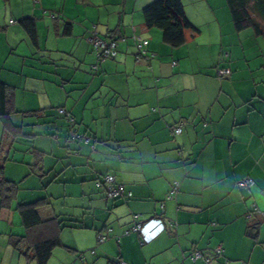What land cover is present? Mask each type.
Returning <instances> with one entry per match:
<instances>
[{
    "label": "crops",
    "instance_id": "0c3cea01",
    "mask_svg": "<svg viewBox=\"0 0 264 264\" xmlns=\"http://www.w3.org/2000/svg\"><path fill=\"white\" fill-rule=\"evenodd\" d=\"M152 1L0 0V264H37L22 204L60 238L46 264H264V18L237 29L226 0H182L197 30L174 47L145 24ZM135 216L165 229L141 243Z\"/></svg>",
    "mask_w": 264,
    "mask_h": 264
},
{
    "label": "trees",
    "instance_id": "16d2710c",
    "mask_svg": "<svg viewBox=\"0 0 264 264\" xmlns=\"http://www.w3.org/2000/svg\"><path fill=\"white\" fill-rule=\"evenodd\" d=\"M226 1L237 29L253 26L257 31H260L252 15L264 18V0H253L254 4L250 6L251 8L249 7L250 0ZM142 13L145 24L149 27L160 28L164 42L174 47L184 43L186 30H197L186 17L182 0H154L143 8ZM21 22L25 26L31 40L35 41L36 30L33 18L25 17ZM2 91L3 84H0V94H2ZM3 108V106H0V112L3 111ZM2 182L6 183L7 181L3 179ZM19 211L23 224L28 228L27 235L23 237L30 244L31 256L36 260L37 264H46L52 249L61 244L60 238L56 233L42 236L36 234L35 228L43 225V223L45 224V221L40 218L33 204H22L19 207ZM19 251L24 253L21 249Z\"/></svg>",
    "mask_w": 264,
    "mask_h": 264
},
{
    "label": "built area",
    "instance_id": "2783aa9c",
    "mask_svg": "<svg viewBox=\"0 0 264 264\" xmlns=\"http://www.w3.org/2000/svg\"><path fill=\"white\" fill-rule=\"evenodd\" d=\"M89 42L94 47V50L96 51V54L100 58H106V57H116L117 56V49H116V41L115 40H104L102 38H99L94 33L91 34V36L88 38ZM138 47L140 55L143 54L142 47L146 45V41L138 39ZM140 55L136 57V60H139ZM225 72L224 69L220 71V73ZM59 113L65 114V111L63 109L59 110ZM173 132L175 134H179L182 130L181 125H175L172 127ZM237 184L241 187H249L252 184L251 179L245 178L241 179L237 182ZM97 186L104 187L105 194L108 198L116 199L119 197H123L124 195L129 196L130 193H127L125 190V187L122 183L117 182L115 180V177L112 175H105L102 177L101 180L97 181ZM178 183H173L172 188L167 196V198H171L172 195L177 190ZM135 220L132 223L131 228H129L126 232H136L140 236L141 243H147L156 238L161 232L164 231L165 225L160 218H151L147 221H141L137 220V216H135ZM107 238V235L105 233L99 232L97 235V241L98 243H101L105 241ZM222 249L219 247L216 250H214V253L216 255L221 254ZM190 258L192 260H196L198 258H202L204 264H211L210 258L201 251H193L190 254Z\"/></svg>",
    "mask_w": 264,
    "mask_h": 264
}]
</instances>
